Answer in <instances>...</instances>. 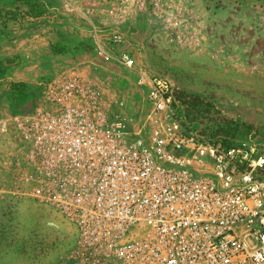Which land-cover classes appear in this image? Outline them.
I'll return each instance as SVG.
<instances>
[{"label": "built area", "instance_id": "built-area-1", "mask_svg": "<svg viewBox=\"0 0 264 264\" xmlns=\"http://www.w3.org/2000/svg\"><path fill=\"white\" fill-rule=\"evenodd\" d=\"M160 5L116 0L101 13L138 21ZM90 26L91 51L134 75L143 106L130 112L77 74L41 79L0 122L13 144L0 194L72 226L74 264H264V143L138 66L123 30Z\"/></svg>", "mask_w": 264, "mask_h": 264}, {"label": "rangeland", "instance_id": "rangeland-1", "mask_svg": "<svg viewBox=\"0 0 264 264\" xmlns=\"http://www.w3.org/2000/svg\"><path fill=\"white\" fill-rule=\"evenodd\" d=\"M238 13L242 20L234 24ZM147 16L138 32L143 47H134L138 66L209 102L238 122L242 134L264 143V0H172ZM101 65L81 76L104 84L130 112L140 110L145 91L134 75ZM74 238L73 227L54 210L0 194V264H74Z\"/></svg>", "mask_w": 264, "mask_h": 264}, {"label": "crops", "instance_id": "crops-1", "mask_svg": "<svg viewBox=\"0 0 264 264\" xmlns=\"http://www.w3.org/2000/svg\"><path fill=\"white\" fill-rule=\"evenodd\" d=\"M172 0H160V9ZM242 0H235L238 4ZM116 0H0V122L6 115V84L22 83L29 92L39 81L53 76L89 75L102 62L90 49L91 23L102 25V31L123 30L134 35L141 49L149 16L138 21L114 22L101 11ZM40 3L41 14L36 15ZM92 11L87 16L85 12ZM154 13V12H153ZM151 16V15H150ZM237 24L242 18L235 14ZM140 35V34H139ZM4 82V83H3ZM12 141L0 130V169L8 167Z\"/></svg>", "mask_w": 264, "mask_h": 264}, {"label": "trees", "instance_id": "trees-1", "mask_svg": "<svg viewBox=\"0 0 264 264\" xmlns=\"http://www.w3.org/2000/svg\"><path fill=\"white\" fill-rule=\"evenodd\" d=\"M38 5V8L34 11L36 15L41 14L43 11L41 10L40 3H34ZM8 92V101L6 108H9L11 112L17 113L20 111V107H25L28 103L35 100L37 97V89L29 92L27 86L22 83L11 84Z\"/></svg>", "mask_w": 264, "mask_h": 264}]
</instances>
